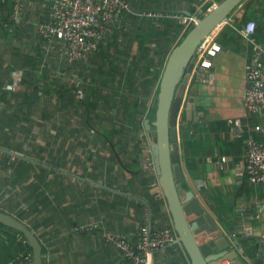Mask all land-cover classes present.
I'll use <instances>...</instances> for the list:
<instances>
[{
    "label": "crops",
    "instance_id": "obj_1",
    "mask_svg": "<svg viewBox=\"0 0 264 264\" xmlns=\"http://www.w3.org/2000/svg\"><path fill=\"white\" fill-rule=\"evenodd\" d=\"M216 2L134 0L133 5L143 12L159 8L162 13L170 10L181 11L185 16H202L206 5ZM21 7L16 14L15 29L6 31L2 22L11 18L12 12L0 5V189L7 190L3 195L0 193V205L12 202L11 194L15 191L4 180L10 170L3 163L6 155L11 154L1 149L16 153L23 150L36 160H48L49 197L53 204L31 217L37 236L47 247L45 264H124L122 251L107 240V234L126 235L134 241L145 224L153 230L175 229L166 197L158 199L151 188L159 176L157 171L150 173L146 168V151L153 155L156 140L153 110L157 109L169 55L182 41L184 30L179 36L172 33L173 46L164 47L166 53L152 67L149 60L156 55V44H144L151 50L145 53L146 57L141 55L144 58L140 60L139 54L145 50L141 45L144 40L136 36L134 17H123L107 34L103 45L108 52L105 58L110 57L120 66L124 80L130 76V88L119 86L120 74L111 76L113 81L101 91L100 105L90 113L84 106L72 105L66 97L64 101L60 89L54 86L57 83L63 87H85L82 81L87 73L84 62L69 63L63 55L61 41L51 45L38 32V24L50 13L51 0H26ZM123 28L128 32L133 30L134 36L124 37ZM255 36L264 44V23L261 29H256ZM251 56L252 47L244 40L239 46L223 47L214 59V66L196 72L191 80L189 94L198 98L196 110L205 111V119L193 120L189 129L196 139L201 137L196 129L199 125L213 129L212 141L201 153L209 164L204 180L190 177L184 155L182 137L186 126L183 123L179 126V142L185 160L183 186L200 197L205 196L201 188L207 186L213 196H205L209 211L233 243L236 235L243 245L237 247L242 264H264L261 238L264 184L254 185L239 175L246 162V141L250 135L262 138L257 128L264 125V119L248 113L242 103ZM88 92H91L89 88ZM224 125L230 129L223 130ZM238 140L239 146L233 145ZM225 142L224 149L221 144L225 146ZM224 156L228 162L222 168ZM214 157L218 160L213 161ZM223 193L230 198L222 200L219 207L213 200L216 202ZM26 195L14 197L13 203ZM92 224L99 227L91 231L81 229ZM246 239L250 243L249 252ZM154 264L193 262L180 241L155 251ZM222 264L238 263L223 261Z\"/></svg>",
    "mask_w": 264,
    "mask_h": 264
},
{
    "label": "trees",
    "instance_id": "obj_2",
    "mask_svg": "<svg viewBox=\"0 0 264 264\" xmlns=\"http://www.w3.org/2000/svg\"><path fill=\"white\" fill-rule=\"evenodd\" d=\"M217 1L220 2L222 0ZM17 2L18 0H0V5L7 6V8L12 12V17L5 18L2 22L3 24H5L6 31L7 28L15 29V26L18 24V18L16 17ZM24 2H26V0H21L19 3L22 6ZM210 6L211 3L206 5L205 12H207ZM143 7L147 8L142 5V8ZM144 10L145 12L141 14L133 12L127 13L126 15H124V17L127 15L134 17V26L137 28L136 36L138 35V37L144 40L141 45L145 50L144 52H141V54H139V58L141 55H144L146 57L145 53L151 50L150 47L145 46L144 44H156V55L149 60L150 66L155 67L157 60L161 59L166 53L167 49L165 50L164 47L166 48L168 47V45L170 47L173 46L175 39L172 40L173 37H170L172 36V33L176 32V35L179 36V33L184 30L182 36L183 39L194 25L186 27L180 21L181 16H185L181 11L173 13L168 10L163 13L161 12L163 14V16L161 17H151L144 14L147 12L159 13V8H150ZM232 17L235 18V23L231 26H226V28H224L218 35V41L224 48L240 45V41L244 40L243 36L241 35V30L249 21L255 20L257 24V30L262 28V23H264V0L244 1L233 12ZM158 23L163 24L162 27L165 28L160 27ZM122 30H124V37L130 38V36L132 37V35L134 36L135 34L133 30H130V32H128L129 30L125 31L124 28ZM180 42H178L177 45ZM107 55L108 52L102 43L100 49L91 56L88 62L81 61L84 62V70L87 73V76L84 77L82 82L87 86L84 87L81 85H73L71 87H63L58 85L57 83L54 84L57 89H60V97H63L62 99L64 101L66 97L69 99L68 101L71 102L72 105L84 106L88 112L93 113L97 105H100V94L102 89L108 88L109 83L113 81L111 79V76H117L118 74H120L122 79L119 82V86L123 85L124 87L128 86L130 88V76L127 77L126 80H124L125 76L124 73L120 71V66L118 64H115V61H112L110 57L105 58V56ZM142 58L144 57H141L140 60ZM161 64L162 62L160 61V65ZM99 79H102L101 82L97 81ZM87 87L90 89V93L88 92ZM56 88L55 91L57 92ZM156 110V108L153 110L154 115H156ZM196 129L199 133H201L200 139H196L194 137V132L192 129H184L182 137L185 152L184 155L190 177L194 180H204L206 178L209 164L208 161L203 159L201 153L203 149L205 150L209 147V144L211 143L210 141H212L211 132H213V129L207 127L206 125H199ZM225 130L227 129L225 128ZM239 143L240 141L238 140V142L236 141L235 143H233V145L239 146ZM21 151L25 153H19L21 155H30V153L27 151ZM6 157L7 158L5 159L3 166L9 169L10 173L8 172L6 178L4 179L5 184L13 188V190L15 191H13L11 194L12 202L0 205V210L18 218L26 225H28L34 233H37L36 228L33 226L31 217L36 213L46 211L53 204L51 203V198L49 197V191H51L49 186V167L51 165H49L47 163L48 160L45 159H42V162L38 160L40 163H36L12 155H6ZM217 160V157L213 158V161ZM53 164L54 166L59 165L55 163ZM20 187L22 190L19 191ZM6 192L7 190L2 191L0 189V193L2 195ZM201 192L204 193L205 196L210 195L211 197H213L209 192L207 186L201 188ZM21 193H27V195L22 199H19L18 203H13L14 197L21 196ZM56 199L58 200L59 198L56 196ZM220 199H222V197L219 195L216 199V202L213 200L214 204L219 207L221 206V204H223L222 200L220 202ZM21 203H24V205L26 206H22ZM46 223L49 224L48 222ZM38 238L40 237L38 236ZM246 241L244 240L247 246V251L249 252L248 246L250 245V243H248L247 239ZM46 251L47 247L43 243L44 264ZM29 254H31L29 261H27V263L22 261V258H20V256H28ZM33 260L34 257L32 248L25 236L20 231H17L14 228L0 222V264H33Z\"/></svg>",
    "mask_w": 264,
    "mask_h": 264
},
{
    "label": "water",
    "instance_id": "obj_3",
    "mask_svg": "<svg viewBox=\"0 0 264 264\" xmlns=\"http://www.w3.org/2000/svg\"><path fill=\"white\" fill-rule=\"evenodd\" d=\"M133 1L130 7L137 10ZM246 0H222L202 16H197V23L169 55L158 94L156 118V140L153 156L159 176V183L164 191L169 210L174 221V228L180 241L188 251L193 264H222L223 261L242 264L237 247H243L235 235L233 241L226 235L217 222V217L209 211L205 196H197L192 189L185 188L183 162L179 142V126L189 128L195 120L205 119V111L196 110L198 98L189 94L191 80L197 67V49L200 44L217 28L225 24L233 12ZM197 92L199 81L194 85ZM13 156L40 163L38 160L14 151L1 149ZM0 222L20 231L33 252V264H44L43 244L28 225L18 218L0 210ZM236 245V246H235Z\"/></svg>",
    "mask_w": 264,
    "mask_h": 264
},
{
    "label": "built area",
    "instance_id": "obj_4",
    "mask_svg": "<svg viewBox=\"0 0 264 264\" xmlns=\"http://www.w3.org/2000/svg\"><path fill=\"white\" fill-rule=\"evenodd\" d=\"M20 1L18 0L16 4V14L21 8ZM130 12L132 10L128 0H51L50 13L38 24V32L51 45L57 40L61 41L63 55L69 63L88 62L100 49L110 30ZM144 15L163 16L161 12H147ZM180 21L188 27L197 23V16H181ZM234 23L235 18L231 16L225 24L213 31L200 44L197 49L198 68L206 70L214 66V59L223 50L218 41V35L224 26ZM256 29V22L251 20L241 30L243 39L252 47L251 64L246 70L247 86L242 103L248 113L264 119V44L257 40ZM257 129L262 134V138L249 136L246 141V162L239 172L240 176L246 177L254 185L264 184V125ZM221 160L223 168L228 158L224 156ZM146 161V168L150 173L157 171L154 156L149 151H146ZM151 188L158 199L165 197L158 180L152 182ZM259 208L263 209V205L259 204ZM98 227V224H92L81 229L91 231ZM106 237L122 251L124 264H154L155 251L180 242L175 229L166 227L153 230L147 224L141 227L138 238L134 241L126 235L113 233L107 234ZM261 238L264 241V230ZM30 255H21L20 258L27 263Z\"/></svg>",
    "mask_w": 264,
    "mask_h": 264
},
{
    "label": "rangeland",
    "instance_id": "obj_5",
    "mask_svg": "<svg viewBox=\"0 0 264 264\" xmlns=\"http://www.w3.org/2000/svg\"><path fill=\"white\" fill-rule=\"evenodd\" d=\"M217 2H218V1H217ZM211 7H213V5H212ZM211 7H210V8H211ZM240 93H241V91H240ZM238 94H239V92H238ZM225 128H226L227 130H229V129H230V126H229V125H228V126H227V125H226V126L224 125V129H225ZM226 143H227V142H225V145H226ZM221 146H222L224 149H225V147H226V146H224V143L221 144ZM221 197H222V199H220V202H221V200H224V199H225V200L227 199V201H228V197L230 198V196H228L227 193H223V194H221Z\"/></svg>",
    "mask_w": 264,
    "mask_h": 264
},
{
    "label": "bare ground",
    "instance_id": "obj_6",
    "mask_svg": "<svg viewBox=\"0 0 264 264\" xmlns=\"http://www.w3.org/2000/svg\"><path fill=\"white\" fill-rule=\"evenodd\" d=\"M243 12V11H242ZM255 21V20H254ZM263 24V23H262ZM240 27V26H239ZM242 49V48H241ZM246 145V144H245ZM226 146V145H225ZM211 163V162H210Z\"/></svg>",
    "mask_w": 264,
    "mask_h": 264
}]
</instances>
